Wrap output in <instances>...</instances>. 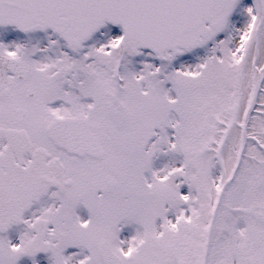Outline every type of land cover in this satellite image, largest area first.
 Instances as JSON below:
<instances>
[{"label": "snow or ice", "instance_id": "obj_1", "mask_svg": "<svg viewBox=\"0 0 264 264\" xmlns=\"http://www.w3.org/2000/svg\"><path fill=\"white\" fill-rule=\"evenodd\" d=\"M0 264H264V0H0Z\"/></svg>", "mask_w": 264, "mask_h": 264}]
</instances>
